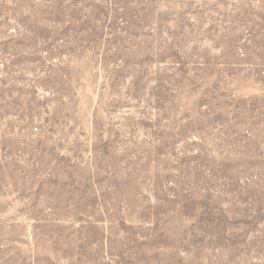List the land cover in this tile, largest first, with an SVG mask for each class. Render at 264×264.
Segmentation results:
<instances>
[{
	"label": "rangeland",
	"instance_id": "1",
	"mask_svg": "<svg viewBox=\"0 0 264 264\" xmlns=\"http://www.w3.org/2000/svg\"><path fill=\"white\" fill-rule=\"evenodd\" d=\"M0 264H264V0H0Z\"/></svg>",
	"mask_w": 264,
	"mask_h": 264
}]
</instances>
